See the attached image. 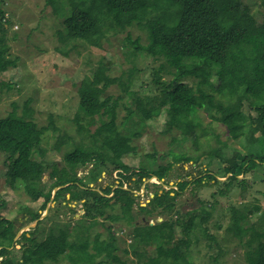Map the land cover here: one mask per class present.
Listing matches in <instances>:
<instances>
[{
  "label": "trees",
  "instance_id": "1",
  "mask_svg": "<svg viewBox=\"0 0 264 264\" xmlns=\"http://www.w3.org/2000/svg\"><path fill=\"white\" fill-rule=\"evenodd\" d=\"M70 2L71 13L64 19L67 34L59 31V39L64 44L82 40L101 48L109 32L118 33L137 26L145 31L148 41L141 44L140 37L133 40L132 45L138 50L133 53L162 61L154 68L151 94H141L134 89V68L130 69L127 80H122L108 74L103 60L92 75L82 79L74 118L81 139L74 141L67 133L59 134L51 148L60 151L68 145L62 162L50 159V148L42 144L47 130L58 129L57 126H39L29 101L22 114L14 109L0 118V151L6 155L7 181L13 188L22 186L30 203H39L36 208L24 205L26 219L22 222L3 216L4 202L0 200V264H59L64 260L65 264H112L120 261L112 225H107L109 239H102L98 233L91 240L88 234L99 222L96 219L99 209L104 206L110 209L111 201L124 197L126 190L121 186L125 183L140 189L153 177L165 180L174 171L175 164L183 162H192L197 168L204 165V168L197 175H191V179L181 174L176 188L166 189L162 184H154L157 188L149 201L137 205L138 213L146 218L168 219L173 226L183 229L182 235L171 242L160 237H135L138 242L155 246V252L143 253L144 260L137 264H194L189 259L192 238L196 237L198 227H203L211 218L213 205L211 210L203 205L180 212L177 197L189 185L193 189L219 186L212 195L226 196L234 182L245 185V178H239L241 174L264 163V19L260 21L245 0ZM259 4L264 9V0ZM9 23L10 19L0 7V72L18 67L20 60L8 41ZM187 65L194 67L186 70ZM163 74L169 77L163 78ZM238 76H243V83H239ZM188 78H195V84L186 81ZM114 84L121 87L123 94L107 95ZM212 89L218 91L215 93ZM120 102L127 114L118 123ZM202 110L214 121H230V137L248 138L252 147L245 152L223 141L217 148L220 155L210 156L171 150L173 161L165 164H157L154 154L155 160L149 166H123L118 175V188L114 189L113 184L100 190L91 186L98 183L103 173H112L116 165L124 164L127 155L137 152L133 139L145 131L149 120L160 114L166 115L164 133L175 130L181 133L171 141L191 139L196 150H200V137L208 132L200 115ZM82 146L93 149L87 151ZM80 168H88V173L80 176ZM220 173L226 180L219 179ZM46 174L50 184L44 180ZM55 187L60 188L52 199L51 190ZM60 199L69 206L71 202L81 203L85 213L73 223L70 220L54 223L40 238L39 233L50 219V214L41 218L43 212L51 201ZM134 199H127L121 205L122 216L106 212L104 215L107 219H126L129 224H135L136 215L131 208ZM259 209L255 206L241 213L239 224L231 228L235 234L243 238L248 232L245 224ZM35 221V226L17 238L24 223ZM253 230L248 240L251 249L247 259L249 264H264V232ZM203 231L205 236L214 239L205 227Z\"/></svg>",
  "mask_w": 264,
  "mask_h": 264
},
{
  "label": "rangeland",
  "instance_id": "2",
  "mask_svg": "<svg viewBox=\"0 0 264 264\" xmlns=\"http://www.w3.org/2000/svg\"><path fill=\"white\" fill-rule=\"evenodd\" d=\"M245 1L251 5L252 11L258 15L259 20H263L264 9L259 4L260 0ZM70 4V0H2V4H0V7L5 11V16L10 19L7 28L11 50L20 58L18 67L0 72V118L5 117L14 109L22 114L25 103L29 101V106L33 110V118L39 126L50 127L51 124L57 126L58 129L54 130L50 127L47 130L43 136L42 144L50 148L49 158L60 162L63 161V154L68 149V145L63 146L60 151L51 148L59 134L67 133L73 136L74 141L81 139L74 121L79 104L78 87L82 79L92 75L100 61H104L108 74L112 77H121L122 80H127L130 69L134 68V89L141 94L151 92L154 68L158 67L162 61L147 54L133 53L138 51L132 45L133 40L140 37L141 44H146L148 41L145 31L137 26L118 33L109 32L103 40L101 48L91 46L82 40L64 44L59 39V31L67 34L64 19L71 13ZM193 67V65H187L186 70ZM167 77L169 76L163 74V78ZM238 80L239 83H243V76H238ZM186 81L195 84L196 79L188 78ZM212 91L218 90L212 89ZM108 94L118 96L123 92L118 84H114L108 89ZM120 103L121 105L117 107L118 123H121L127 114L125 106L122 102ZM200 115L208 130L200 137L202 144L200 150H196L191 139L171 141L173 136H180L181 133L178 130L164 133L166 115L160 114L149 120L145 131L133 139L132 144L136 146L137 152L127 155L124 158V164L116 165L112 173H103L98 183H92L91 186L100 190L113 184L114 189L118 188V175L123 166H149L155 160V157L152 156L154 154H156L157 164H165L167 161H173L171 150L175 152L186 150L192 155L210 156L219 154L217 148L222 146L223 141L243 148L245 152L252 147L248 138L235 140L230 137L229 128L232 125L230 121H214L205 110H202ZM259 134L257 133V136ZM82 148L87 151L93 149L85 146ZM165 154H168L166 158L163 157ZM5 158V153L0 151V200L4 202L1 212L3 216L24 222L26 219L24 205H32L36 208L39 203H30L22 186L13 188L9 185L6 177ZM202 168L204 165L197 168V165L192 162H183L175 164L174 171L165 180L159 181L153 177L146 180L140 189L131 188L129 184L125 183L121 186L124 191L126 190L123 192L124 197L120 196L111 201L110 209L107 206L99 209V214L96 215L99 222L88 231L92 237L91 240L98 233L101 234L102 239H109L107 225L113 226L117 236L115 240L116 254L120 261L112 264H137L144 260L141 258L143 253L152 254L155 252L154 245L138 242L135 237H160L167 242L176 240L182 235L183 229L173 226L168 219L144 217L138 213L137 205L138 203L145 205L149 201V196L157 188L154 184H162L166 189L176 188V182L179 181L181 174L187 179H191V175H197ZM78 173L80 176H85L88 173V168H80ZM219 175H221L219 179L226 180L227 177L223 174ZM239 178H245V185L241 186L238 182H234L226 196L212 195L219 186L193 189V186L189 185L177 197L180 212H186L203 205L211 210V205H213L211 218L203 224V227H198L195 231L196 237L192 238L189 259L194 264H249L247 254L251 249L248 245L251 233L254 232L253 229L264 232V163L241 174ZM44 180L49 182L48 174L44 176ZM56 188L58 187L52 188V195H55ZM112 195L113 193L109 196ZM67 197H69L68 194ZM134 197L131 208L136 215L135 224H129L126 219L115 221L106 218L105 212L122 216L121 205L127 199ZM255 206H259L260 209L253 213L245 224L248 232L241 238L231 228L237 227L242 212ZM84 213L85 209L81 203L71 202L69 206L63 199L51 201L48 204V209L43 212L46 214L44 218L50 214V219L45 223L44 231L39 233V237L41 238L45 232L47 233L54 223L61 221L64 223L68 220L73 223ZM33 224L34 222L24 223L20 231L22 233L28 231ZM204 227L209 234L214 236V239L204 235ZM17 247H20V244ZM65 263L66 260L59 264Z\"/></svg>",
  "mask_w": 264,
  "mask_h": 264
},
{
  "label": "water",
  "instance_id": "3",
  "mask_svg": "<svg viewBox=\"0 0 264 264\" xmlns=\"http://www.w3.org/2000/svg\"><path fill=\"white\" fill-rule=\"evenodd\" d=\"M59 188H60V187L56 188L54 193H56V191H57ZM52 199H53V197H52ZM47 209H48V206H47ZM47 209H46V210H47ZM45 215H46V214H42L41 218H44ZM36 223H37V221L34 222V224L32 225V227L35 226ZM21 233H22L21 231L18 232L17 238L21 235Z\"/></svg>",
  "mask_w": 264,
  "mask_h": 264
}]
</instances>
